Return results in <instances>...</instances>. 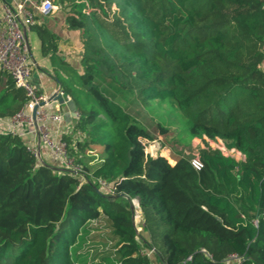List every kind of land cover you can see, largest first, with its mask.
I'll use <instances>...</instances> for the list:
<instances>
[{
    "label": "trees",
    "instance_id": "16d2710c",
    "mask_svg": "<svg viewBox=\"0 0 264 264\" xmlns=\"http://www.w3.org/2000/svg\"><path fill=\"white\" fill-rule=\"evenodd\" d=\"M79 2L68 0L66 17L81 31L79 72L58 57L57 35L32 29L52 68L72 74L69 83L58 76L78 114L62 140L89 183L39 163L19 135L0 132V264H79L75 247L103 219L115 264H152L133 227L132 199L162 264H234L231 256L264 264V0ZM26 102L0 70V121ZM130 104L155 115L179 143L200 139V170L147 154L143 141L154 138ZM97 147L95 158L89 152Z\"/></svg>",
    "mask_w": 264,
    "mask_h": 264
},
{
    "label": "built area",
    "instance_id": "2783aa9c",
    "mask_svg": "<svg viewBox=\"0 0 264 264\" xmlns=\"http://www.w3.org/2000/svg\"><path fill=\"white\" fill-rule=\"evenodd\" d=\"M36 8L42 16L52 15L56 11V6L52 0H43ZM35 23V14L24 4H19L16 9L8 5H4L0 9V70L10 75L15 86L22 89L27 98L24 108L18 114L8 120L0 121V132H11L21 137L23 126L33 128L37 134V146H28V149L37 161L41 164L45 163V150L57 162L61 172L78 178L81 184H88L89 181L83 167L69 155L67 144L62 139H52L50 129L46 124L48 119L61 122L63 116L61 114H49L46 111L45 105L42 103H46L49 97L39 94L30 82L35 62L33 61L28 34ZM60 95H65V93L61 90ZM36 106H38V110L36 120H34L32 112ZM77 117L76 112L73 119ZM69 133H73V128ZM146 144L147 142L143 141L144 147ZM190 163L196 170H200L202 167L200 160H193ZM98 184L104 194L113 193L112 184L103 180H98ZM130 211L135 231L138 232L139 229L142 231L143 217L136 199L131 200ZM254 224L256 225L257 221ZM148 252L149 254L146 253L145 255L147 257L152 256L155 251L153 248H148ZM229 260L234 264L240 262V258L237 256H231Z\"/></svg>",
    "mask_w": 264,
    "mask_h": 264
},
{
    "label": "crops",
    "instance_id": "0c3cea01",
    "mask_svg": "<svg viewBox=\"0 0 264 264\" xmlns=\"http://www.w3.org/2000/svg\"><path fill=\"white\" fill-rule=\"evenodd\" d=\"M43 0H0V9L4 5H8L16 9L19 4H24L31 12L35 14V25H43L47 27L52 33L59 37L58 41V57L68 64L71 71L79 72L81 70V56L83 53V45L80 30H71L68 28L66 21L67 13L71 10L68 7V0H52L56 6L54 14L49 16H42L38 13L36 6ZM75 3H80L79 0H73ZM29 43L33 55L35 67L30 79L31 84L38 90L39 94L46 97H51L58 89L63 91V85L60 80L66 82H73L72 74L64 69L58 68L55 71L49 59L44 58L41 54L40 42L36 33L31 29L28 34ZM59 76V77H58ZM49 114H61L63 120L61 122H54L51 119L46 121L50 129L51 137L54 140H61L63 135H71L69 132L73 128L74 120L70 116L67 105H61L57 101H51L45 106ZM21 138L28 146H37V134L33 128L24 127L21 129ZM44 160L48 166L53 169H58L57 162L44 150Z\"/></svg>",
    "mask_w": 264,
    "mask_h": 264
},
{
    "label": "rangeland",
    "instance_id": "374dc122",
    "mask_svg": "<svg viewBox=\"0 0 264 264\" xmlns=\"http://www.w3.org/2000/svg\"><path fill=\"white\" fill-rule=\"evenodd\" d=\"M104 88L110 93L116 95L119 103L124 104V93L111 81L104 80L102 82ZM125 105V104H124ZM131 105V104H130ZM129 112L133 117L139 121V123L147 129V131L154 138L152 142L145 141V151L155 157L163 156L168 159L171 165H186L193 160H199V151L203 147V143L200 139H193L190 143L178 142V138L172 130H168L166 133H162L161 129L157 127V117L147 110L143 109L140 105H131ZM210 145L214 148H218L225 156H232L236 160L241 158L239 152L235 150H228L221 140H208ZM101 148L97 147L92 152V157H98ZM91 157V156H90ZM137 234L138 243L145 245L141 248L144 255L149 254L148 247L143 232L139 229ZM110 231L108 229V222L103 219L102 222L91 223L88 226V231L83 235L82 239L75 247V255L78 256L79 264H115V243L111 238ZM152 264H162L161 260L154 255L148 256Z\"/></svg>",
    "mask_w": 264,
    "mask_h": 264
},
{
    "label": "water",
    "instance_id": "95a60500",
    "mask_svg": "<svg viewBox=\"0 0 264 264\" xmlns=\"http://www.w3.org/2000/svg\"><path fill=\"white\" fill-rule=\"evenodd\" d=\"M60 89H58L49 99L46 103H42V105H46L47 103L51 102V101H57L59 102L61 105L65 104L67 105V107L69 108V114L70 116L73 118L77 112L75 103L69 99L66 95H60ZM38 110V106H36L32 112V117L34 120H36V113Z\"/></svg>",
    "mask_w": 264,
    "mask_h": 264
}]
</instances>
